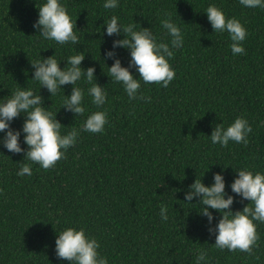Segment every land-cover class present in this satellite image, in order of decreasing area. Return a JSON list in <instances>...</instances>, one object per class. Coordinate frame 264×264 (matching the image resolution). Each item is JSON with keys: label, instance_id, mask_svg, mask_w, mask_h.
Returning a JSON list of instances; mask_svg holds the SVG:
<instances>
[{"label": "trees", "instance_id": "obj_1", "mask_svg": "<svg viewBox=\"0 0 264 264\" xmlns=\"http://www.w3.org/2000/svg\"><path fill=\"white\" fill-rule=\"evenodd\" d=\"M43 2L0 0V97L16 83L38 87L29 80L30 61L38 54L43 58L54 52L62 59L82 51L81 67L93 66L95 82L108 92L105 105L98 109L86 96L84 116L73 118L60 108L62 92L50 96L44 87L39 89L42 103L52 112L60 108L55 118L64 125L62 133L80 128L98 110L107 112L108 123L102 133L81 132L49 169L0 145V264H68L54 251L56 233L66 227H83L95 237L109 264H194L200 247L209 250V264H264V223H257L259 239L251 254L220 251L212 245L207 217L183 202L188 185L206 169L201 179L208 185L223 168L228 194L235 169L264 172V9L244 7L239 0H120L118 8L108 10L102 0H62L81 39L58 45L32 27ZM210 3L247 29L243 54L234 56L227 33L212 30L204 13ZM165 13L185 35L183 48L171 60L175 78L166 88L142 82L140 92L151 99L130 100L122 85L105 74L103 61L110 66L119 58L127 67L130 56L127 49H113V40L122 34H103V21L115 14L167 40L160 24ZM107 50L113 57L105 55ZM62 88L70 94L71 85ZM241 115L253 128L247 145L211 143L216 124L227 126ZM23 118H13L10 127L19 130ZM23 135L19 142L26 148ZM22 163H31V176L16 174ZM162 203L169 209L167 221L159 217ZM213 214L214 225L219 214Z\"/></svg>", "mask_w": 264, "mask_h": 264}, {"label": "clouds", "instance_id": "obj_2", "mask_svg": "<svg viewBox=\"0 0 264 264\" xmlns=\"http://www.w3.org/2000/svg\"><path fill=\"white\" fill-rule=\"evenodd\" d=\"M239 3L247 8L264 9V0H239ZM119 4L120 0H102V7L108 10L118 8ZM204 13L213 31L227 33L232 54H243L245 48L242 42L248 33L240 20L226 16L214 3H210ZM160 24L168 37L167 40L158 39L151 28H142L134 21L123 23L115 14L103 21V34H122L121 39L113 40V49L117 46L127 49L130 56L127 67L121 65L119 58H115L110 66L102 60L107 69L105 74L113 82L122 85L130 100L151 99L140 92L142 82L145 85L154 83L166 88L175 78L171 60L175 51L183 48L185 35L169 13L164 14ZM32 27L39 37L54 41L58 45H75L81 39L79 29L75 27V19L62 0H44L37 7V19ZM84 55L82 51H75V54L58 59L53 52L43 58L38 54V58L30 61L33 71L29 80L34 81L38 87H20L16 83L17 86L10 94L0 97V132L4 133L0 137V145L11 153L23 152L25 160L38 164L42 169H49L78 141L81 132L104 131L108 123L105 110L90 112L80 128L72 127L66 133H62L64 125L55 118L57 111L62 107L65 111H70L73 118L84 116L87 110L86 96L90 97L91 103L98 109L107 101V90L95 82V68L81 67ZM105 55L113 57L114 52L107 50ZM62 60L63 67L60 66ZM129 68H134V71L130 72ZM81 82L88 87H82ZM66 84L71 85L68 95L64 94L62 88ZM41 87L46 88L50 96L62 92L61 106L56 112L50 111V106L43 105V98L39 94ZM21 115L24 117L21 128L13 130L10 122ZM21 132L24 134L23 142L26 148L20 146ZM252 132V125L241 115L235 117L227 126L216 124L209 137L212 144L221 147L228 146L230 141L247 145L249 134ZM31 163H22L16 174L31 176ZM234 171L235 175L229 188L235 195L225 191L222 168L221 172L212 174V182L208 185L201 179L204 172L199 177L196 176L188 185V190L184 191L183 202L196 205L199 209L197 213L207 217V231L210 236H214L212 245L215 249H227L229 252L239 250L251 254L259 239L257 223H264V172H254L247 167ZM244 201L248 203L244 204L242 209L233 210L234 203ZM214 212L219 215L215 216L216 222L213 225ZM159 217L161 221L169 220L167 204L160 205ZM99 249L98 240L86 233L83 227H66L56 233L55 255L60 260L68 261V264H109V259L102 255ZM208 251L205 247L198 248L194 264H209Z\"/></svg>", "mask_w": 264, "mask_h": 264}]
</instances>
